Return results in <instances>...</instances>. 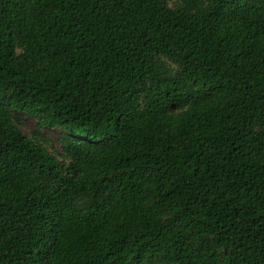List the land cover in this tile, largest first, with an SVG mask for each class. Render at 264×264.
Instances as JSON below:
<instances>
[{
	"label": "trees",
	"instance_id": "16d2710c",
	"mask_svg": "<svg viewBox=\"0 0 264 264\" xmlns=\"http://www.w3.org/2000/svg\"><path fill=\"white\" fill-rule=\"evenodd\" d=\"M0 264H264V0H0Z\"/></svg>",
	"mask_w": 264,
	"mask_h": 264
},
{
	"label": "rangeland",
	"instance_id": "374dc122",
	"mask_svg": "<svg viewBox=\"0 0 264 264\" xmlns=\"http://www.w3.org/2000/svg\"><path fill=\"white\" fill-rule=\"evenodd\" d=\"M171 5H175L177 0H169ZM21 121L18 123L20 129L29 136H37L36 130L38 122L35 118L22 114ZM60 131L43 129L41 135L38 137L40 141H43L46 146L54 151L60 152Z\"/></svg>",
	"mask_w": 264,
	"mask_h": 264
},
{
	"label": "snow or ice",
	"instance_id": "6c2138e0",
	"mask_svg": "<svg viewBox=\"0 0 264 264\" xmlns=\"http://www.w3.org/2000/svg\"><path fill=\"white\" fill-rule=\"evenodd\" d=\"M240 2L241 3H243V0H240ZM184 103H187V101L186 100H178V101H176V104H184Z\"/></svg>",
	"mask_w": 264,
	"mask_h": 264
}]
</instances>
